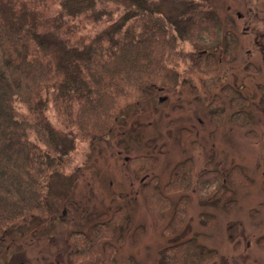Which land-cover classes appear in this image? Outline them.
Listing matches in <instances>:
<instances>
[{
  "label": "rangeland",
  "instance_id": "obj_1",
  "mask_svg": "<svg viewBox=\"0 0 264 264\" xmlns=\"http://www.w3.org/2000/svg\"><path fill=\"white\" fill-rule=\"evenodd\" d=\"M52 1L49 12L55 15L62 0ZM147 2L172 21L179 19L190 2L204 3L211 10L213 36H201L196 43L183 40L178 45L179 51L201 55L196 58L199 63L180 62L176 70L187 81L185 87H151L144 98L122 107L109 131L90 141L74 139L49 110L59 145L73 138V161L48 178L46 211L5 232L0 241V264H171L164 259L163 250L190 240L215 252L201 264H264V114L259 111L264 96V0ZM94 7L96 12H90L94 16L102 12L98 19L85 13L66 18L75 27L73 40L96 35L121 14L111 7ZM228 33L237 39L231 60L226 56ZM227 85L247 98L245 107L229 105L223 91ZM217 96L223 99V112L215 125L216 105L212 102ZM15 107L19 119L31 118L21 103L16 102ZM238 110L248 116L245 125L232 119ZM141 156L155 162L137 176L128 159ZM187 158L194 162V186L211 163V169L223 175L218 185L228 188L227 177L234 167L247 176L248 183L232 180L229 193L223 188L212 191L216 184L205 190L194 187L169 192L172 206L158 223L144 184L156 179L164 191L175 166ZM186 196L183 219L170 232L167 228L176 213L174 206ZM120 209L123 222L106 241L113 251L102 243L100 248L91 244L93 225L107 221ZM81 232L96 247L94 258L74 260L71 255L77 249L71 237Z\"/></svg>",
  "mask_w": 264,
  "mask_h": 264
},
{
  "label": "trees",
  "instance_id": "obj_2",
  "mask_svg": "<svg viewBox=\"0 0 264 264\" xmlns=\"http://www.w3.org/2000/svg\"><path fill=\"white\" fill-rule=\"evenodd\" d=\"M53 4L52 0H0V241L8 229L46 211L48 178L73 161V138L59 145L48 117L50 109L74 139L90 141L109 131L122 107L144 98L151 87H185L187 81L180 78L176 67L180 62L199 63L196 58L201 55L179 51L180 41L196 43L199 37L214 34V15L204 3L190 2L175 21L168 20L147 0H62L58 13L51 15ZM96 4L121 14L96 35L73 40L75 27L67 24L66 18L85 13L98 19L102 12L97 11L96 16L90 13L96 12ZM236 48L235 35L228 33L229 60ZM223 91L232 108L242 109L248 104L239 90L227 85ZM261 92L264 95V87ZM16 102L27 108L30 119L17 117ZM212 104L216 105L213 122L218 125L223 99L217 96ZM239 111L233 113L232 119L245 125L248 116ZM259 111L264 114V96ZM154 162L149 156L128 159L137 176ZM208 166L195 186L191 158L175 166L164 191L156 179L144 184L148 205L158 223L163 220V212L172 206L169 192L194 187L205 190L204 187L216 184L212 191L223 188L229 193L232 180L248 183L247 176L234 167L227 177L228 188L218 185L222 173L212 170V163ZM187 199L181 197L175 204L176 213L167 228L170 232L183 219ZM121 211L116 210L107 221L93 225L91 244L100 248L102 243L110 253L113 251L106 241L123 222ZM76 235L78 238H74ZM84 236L81 232L71 237L77 248L71 254L74 260L96 256V247ZM214 253L195 240L163 250L164 259L171 264H201Z\"/></svg>",
  "mask_w": 264,
  "mask_h": 264
}]
</instances>
